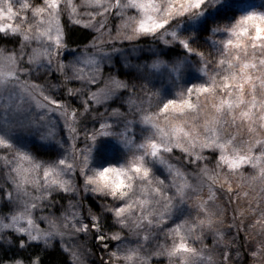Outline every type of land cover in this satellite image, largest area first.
Segmentation results:
<instances>
[{"label":"snow or ice","instance_id":"1","mask_svg":"<svg viewBox=\"0 0 264 264\" xmlns=\"http://www.w3.org/2000/svg\"><path fill=\"white\" fill-rule=\"evenodd\" d=\"M67 24L92 38L71 48ZM149 39L156 47L132 66L139 84L105 75L125 55L117 44ZM0 41L13 44L0 47L7 264H44L53 249L85 264L74 241L90 234L100 264H241L237 236L256 225L264 236V0H0ZM21 132L52 155L39 159ZM254 185L255 204L244 190ZM81 192L108 203L85 209L73 203ZM57 195L68 208L44 215ZM239 199L248 226L229 214ZM261 256L264 240L247 247L245 259Z\"/></svg>","mask_w":264,"mask_h":264},{"label":"rangeland","instance_id":"2","mask_svg":"<svg viewBox=\"0 0 264 264\" xmlns=\"http://www.w3.org/2000/svg\"><path fill=\"white\" fill-rule=\"evenodd\" d=\"M257 2H258V0H257ZM37 3H39V0H37ZM117 23H118V21H116L114 18L110 19V21H109V24L113 28L115 27V25ZM217 39H219V37H217ZM119 45L120 44H117V47H119ZM121 46H122V49L125 50V55L121 56L118 54H114V58L117 57L119 60L121 58V60L127 65H128V63L130 65H136V64L144 63L145 60L147 59L148 54H149V49L156 47V45L153 44V41H151V44L141 45V46L140 45L133 46V45L127 44V43L120 45V47ZM197 46H199V45H197ZM2 47H5V46H2ZM7 48H12V47H7ZM134 48L135 49H143V52L138 51V50H134ZM107 50H110V49H107ZM149 87H151V85H149ZM53 119H54V121L56 120L55 117ZM230 131H231V129H230ZM57 133H58V137H57L58 139L61 137L66 139L68 136L67 131L63 129V122L62 121L57 122ZM240 135L244 138H247V133L243 130L241 131ZM19 136H20L21 143L28 141V139H34V140L40 141L39 137L35 133L21 132V133H19ZM82 146H80V147H82ZM65 147H67V145H65ZM213 164H214V162L212 164H210L211 167L213 166ZM250 172H251V169H247L244 173L245 176H247ZM2 179H3V170L0 169V180H2ZM77 179H78V182L82 184V181L79 178H77ZM239 182L240 181L238 179L233 180L232 187H233L234 191L236 190L237 183H239ZM244 190H246L250 193L249 199L251 200V202L253 204H255L257 202V200L260 198L261 194L259 192V188L257 185H254L251 188L246 187ZM88 198L92 199L94 201V204L96 203L98 205H103L105 203H108V201L103 200V199L99 198L98 196L91 195V194L86 195L83 192H81L78 200H73V203H80L84 206L85 209L91 207L93 209V211L95 212L97 209L90 203V200ZM65 200L67 202L65 204H63V206L57 205V204H55V202H53L52 206L45 205V211L43 214L48 215L50 213H55V216L58 218L61 215V213L68 208V199L65 198ZM236 204L238 207L237 209H239L240 211L243 212V216L245 215L244 218H243V216L240 217L241 220L243 219L245 226L252 224L255 220V217L252 215L251 211L247 207L248 201L244 200V199H239V200H237ZM261 206L264 207V202H261ZM229 214H230V209H229ZM193 215H195L194 209H193ZM237 222H239V220ZM229 223L230 222L226 221L225 224L223 225V227L225 229H227ZM41 227H45V225L41 224ZM260 227H261L260 225H256L255 227H250V228L246 227V230L243 232V234H245V237H247L246 243H245V245H246L245 249L249 245H255L258 241L264 240V236H261L259 234L260 233ZM107 230L108 229H105V231H107ZM124 234L125 233H123V235ZM130 237H131V239H129V240L135 241V236L130 235ZM92 241H93V237L91 234L88 235L86 238L77 237V239L74 241V243L78 244V246H79L78 251H80L83 254V259L85 261V264H99L100 263L99 259L95 257L94 252L91 248L90 243ZM158 242L159 243H165V242L170 243V240L166 241L165 237L161 235ZM226 242L231 243V237H228ZM193 246L196 248L200 247V245L198 243L194 244ZM98 251L101 253L100 256H105V258H107L105 252L101 251L99 248H98ZM216 259L219 260V257L217 256ZM242 259H243V256L241 255L240 256L241 262H242ZM250 261H251L250 264H264V256H261L257 260H250ZM153 264H156L155 260L153 261ZM163 264H166V261L163 262ZM176 264H179V262H176Z\"/></svg>","mask_w":264,"mask_h":264},{"label":"trees","instance_id":"3","mask_svg":"<svg viewBox=\"0 0 264 264\" xmlns=\"http://www.w3.org/2000/svg\"><path fill=\"white\" fill-rule=\"evenodd\" d=\"M37 2V0H36ZM66 21V19H65ZM67 31L68 34L70 36V47L71 48H76L79 47L80 45H82L83 43L87 42L88 40H90L92 38V33L89 31H85L83 29L74 27L71 24H67ZM152 40H141L140 42H138V44L136 45H147V44H151ZM153 44H155L153 42ZM0 46H5V47H13V44H6L3 41H0ZM119 48H122V46ZM113 64H114V68H109L108 66L105 67V75L108 74L109 71H113V72H117L120 75L121 79H129L131 78L133 80L134 83L139 84L140 81L135 80V71L133 69V65H130L128 63L125 64L121 58L120 60L115 57L113 60ZM115 106V105H114ZM90 123V122H89ZM22 144H26L28 146V148L31 150V152L33 154H35L38 158L40 159H48L52 153L50 151L49 148L42 146L40 141L34 140V139H28V141L23 142ZM79 146H82L79 145ZM177 155H179V153H177ZM214 162V161H213ZM209 167H211V165L209 164ZM90 200V203L97 209L95 211V213H99L100 211V207L101 205L98 204H94V201L90 198H88ZM54 202L57 205L63 206V204H65L67 201L65 200V197L62 196H55L54 197ZM237 204L234 203L231 205L230 209V214L232 213L233 210L237 209ZM245 217V215L243 216V218ZM243 220V219H242ZM228 222H230V219L226 220ZM239 224V222H237ZM128 239H131L130 235L128 233L124 234ZM237 244L238 246H243L241 248V255L243 256L242 262L241 264H250V259H245V255H246V249H245V243H246V239H245V234L240 233L239 236H237ZM91 244V248L94 252V255L96 258L99 259L101 253L98 251V248L94 245L93 241L90 243ZM15 254V249H10L8 247V245H4L3 247H0V264H7V261ZM66 260V257L64 255H62L58 249H53L47 253L43 254V261L44 264H64V261ZM100 262V260H99ZM100 264V263H99Z\"/></svg>","mask_w":264,"mask_h":264}]
</instances>
